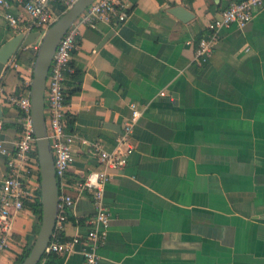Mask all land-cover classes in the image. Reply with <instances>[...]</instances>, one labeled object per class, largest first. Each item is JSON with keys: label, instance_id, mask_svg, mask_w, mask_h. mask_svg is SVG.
Returning <instances> with one entry per match:
<instances>
[{"label": "crops", "instance_id": "obj_1", "mask_svg": "<svg viewBox=\"0 0 264 264\" xmlns=\"http://www.w3.org/2000/svg\"><path fill=\"white\" fill-rule=\"evenodd\" d=\"M125 1L124 23L79 26L71 66L80 78L63 83L65 131L74 135L69 184L101 166L91 143L113 149L129 103L141 111L134 149L104 189L110 225L99 264H264V8L243 29H220L208 62L198 65V39L235 0ZM176 5L187 20L172 13ZM14 35L0 14V47ZM32 44L0 75V143L10 152L21 110L5 98L30 90ZM5 173L0 152V184ZM70 193L63 238L84 236L94 214L90 193ZM39 228L27 206L0 264H15ZM50 259L84 264L78 250Z\"/></svg>", "mask_w": 264, "mask_h": 264}, {"label": "built area", "instance_id": "obj_2", "mask_svg": "<svg viewBox=\"0 0 264 264\" xmlns=\"http://www.w3.org/2000/svg\"><path fill=\"white\" fill-rule=\"evenodd\" d=\"M77 0H0V14L9 29L16 35L31 31L44 34L47 29ZM264 8V0H235L219 11L207 25L208 32L201 36L196 45L194 61L198 65L207 63L222 28L236 26L243 29L254 13ZM128 2L125 0H94L71 23L57 44L47 74L44 90V118L47 138L51 147L55 176L58 181L59 203L51 240L37 264H61L50 256L68 255L77 250L83 256L84 264H99V249L105 243L110 225V213L104 202V189L117 170L123 168L134 146L131 141L134 126L141 111L135 102L129 103L130 115L123 123L121 132L115 138L111 151L103 149L100 141L91 143L101 166L88 171L82 178L69 184L66 173L72 166L75 155L72 150L74 135L65 131L64 80L71 71L70 61L76 48L80 25L95 27L97 23L122 24L127 19ZM39 42L32 47L37 51ZM17 68L19 65L13 63ZM31 84V82L27 83ZM160 94H164L161 92ZM5 102L21 110L20 131L12 152L0 143V152L6 156V173L0 184V255L13 238L15 217L27 206L40 201L39 161L36 137L31 119L30 90L11 92ZM87 191L94 207L91 227L84 236L71 238L60 236L67 220V209L74 203L70 191Z\"/></svg>", "mask_w": 264, "mask_h": 264}, {"label": "water", "instance_id": "obj_3", "mask_svg": "<svg viewBox=\"0 0 264 264\" xmlns=\"http://www.w3.org/2000/svg\"><path fill=\"white\" fill-rule=\"evenodd\" d=\"M94 0H77L47 29L44 34L31 31L26 35L16 34L0 47V75L4 66L20 47L39 42L33 65L30 84L31 119L36 137V149L40 174L41 219L38 234L29 252L20 264H37L54 232L59 203V186L55 176L54 159L47 138L44 118V90L50 64L57 44L68 27ZM172 13L185 21L189 11L181 5L172 7ZM1 117V111H0Z\"/></svg>", "mask_w": 264, "mask_h": 264}, {"label": "trees", "instance_id": "obj_4", "mask_svg": "<svg viewBox=\"0 0 264 264\" xmlns=\"http://www.w3.org/2000/svg\"><path fill=\"white\" fill-rule=\"evenodd\" d=\"M70 68H71V71L67 72L66 75H70L72 77H75L77 75V78H80L79 74H77V72L72 69L71 61H70ZM64 102H65V97H64ZM30 206H31L32 210L34 211V213L36 214V216L40 220L41 219V204H40V201L38 200L36 203H33ZM28 252H29V248L22 255H19L17 257L15 264H20L23 261V259L26 257Z\"/></svg>", "mask_w": 264, "mask_h": 264}]
</instances>
